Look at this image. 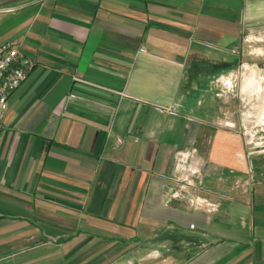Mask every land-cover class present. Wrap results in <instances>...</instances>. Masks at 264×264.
Segmentation results:
<instances>
[{
    "label": "crops",
    "instance_id": "0c3cea01",
    "mask_svg": "<svg viewBox=\"0 0 264 264\" xmlns=\"http://www.w3.org/2000/svg\"><path fill=\"white\" fill-rule=\"evenodd\" d=\"M250 35L264 0H0V264H264Z\"/></svg>",
    "mask_w": 264,
    "mask_h": 264
},
{
    "label": "built area",
    "instance_id": "2783aa9c",
    "mask_svg": "<svg viewBox=\"0 0 264 264\" xmlns=\"http://www.w3.org/2000/svg\"><path fill=\"white\" fill-rule=\"evenodd\" d=\"M31 69V60L17 46L9 42L0 44V131L4 127L8 99L26 79ZM157 109L160 113L172 110L161 106H157ZM191 203L208 211L216 208V204L199 197L193 198Z\"/></svg>",
    "mask_w": 264,
    "mask_h": 264
},
{
    "label": "rangeland",
    "instance_id": "374dc122",
    "mask_svg": "<svg viewBox=\"0 0 264 264\" xmlns=\"http://www.w3.org/2000/svg\"><path fill=\"white\" fill-rule=\"evenodd\" d=\"M246 46L254 52H264V35L246 37Z\"/></svg>",
    "mask_w": 264,
    "mask_h": 264
},
{
    "label": "bare ground",
    "instance_id": "6f19581e",
    "mask_svg": "<svg viewBox=\"0 0 264 264\" xmlns=\"http://www.w3.org/2000/svg\"><path fill=\"white\" fill-rule=\"evenodd\" d=\"M254 80H255V79H254ZM254 80H253V81H254ZM254 82H255V81H254ZM253 84H254V83H253ZM250 86H251V85H250ZM248 89H249V88H248Z\"/></svg>",
    "mask_w": 264,
    "mask_h": 264
}]
</instances>
